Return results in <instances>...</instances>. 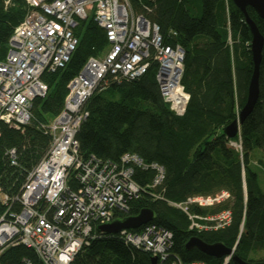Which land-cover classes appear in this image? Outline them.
Wrapping results in <instances>:
<instances>
[{
	"label": "trees",
	"instance_id": "1",
	"mask_svg": "<svg viewBox=\"0 0 264 264\" xmlns=\"http://www.w3.org/2000/svg\"><path fill=\"white\" fill-rule=\"evenodd\" d=\"M129 1L134 12L160 26L165 42H180L185 49L182 82L190 94L187 109L177 115L164 101L156 80L157 62L153 60L140 77L110 80L88 98L85 108L89 114L76 134L80 154L118 161L124 153L132 152L148 163L164 166L163 181L153 187L149 185L156 172L135 169L134 178L143 189L138 197L130 199L128 211H120V215L116 210V219L150 208L154 216L149 223L173 234V256L185 262L223 264L224 257L186 249L189 238L197 236L207 243L221 242L234 248L233 254L244 261L264 262V257H252L253 252L264 248V187L256 169L260 168L264 178V162L254 163L252 158L255 148L264 152V47L258 101L241 124L239 135L229 138L224 127L239 118L253 74L252 35L244 12L233 0ZM27 10L25 0H0V61ZM247 11L264 37V18L251 6ZM75 33L79 42L66 65L43 73L48 92L33 100L30 123L20 130L0 122L1 213L6 209L1 200L3 193L12 195L15 210L19 208L17 197L27 175L51 143V136L41 126L63 109L69 82L88 58L100 57L108 48L106 32L93 14L79 21ZM11 148L17 152L16 165L11 161ZM69 183L74 188L78 185L73 175ZM223 190L230 196L220 203L189 205L190 213L205 217L230 210V222L217 229L190 228L188 214L171 204ZM96 231L97 237L78 252L76 264H151V253L127 242L121 232ZM24 256L37 261L31 248L17 245L2 253L1 264H21ZM226 264L236 263L230 257Z\"/></svg>",
	"mask_w": 264,
	"mask_h": 264
},
{
	"label": "built area",
	"instance_id": "2",
	"mask_svg": "<svg viewBox=\"0 0 264 264\" xmlns=\"http://www.w3.org/2000/svg\"><path fill=\"white\" fill-rule=\"evenodd\" d=\"M25 1L28 10L0 61V122L20 130L30 123L33 100L48 92L42 75L69 61L79 42L75 28L80 20L93 14L109 42L102 56L88 58L71 79L61 112L41 126L51 136V143L27 175L17 197L19 208L15 210L11 196L1 195L6 209L0 214V264L2 253L17 245L31 248L37 256V261L24 256L21 264H76L81 248L97 237V226L115 220L116 210L128 211L130 199L139 196L143 187L134 178L136 168L156 172L149 185L152 187L165 176L163 165L148 163L137 153L126 152L118 161L95 154L82 156L76 134L89 114L86 101L110 80L122 82L140 77L154 60L164 101L175 114L183 115L190 99L182 82L185 49L180 43L165 42L160 26L134 12L129 0ZM9 154L16 165V150L11 148ZM72 175L76 188L69 183ZM229 196L223 190L171 204L188 214L190 228L217 229L230 222V210L205 217L190 213L189 205L213 206ZM208 220L215 223L209 224ZM121 235L157 257V264H209L185 262L173 256L172 232L156 224L147 223L140 231L124 229ZM230 257H224L223 264Z\"/></svg>",
	"mask_w": 264,
	"mask_h": 264
},
{
	"label": "water",
	"instance_id": "3",
	"mask_svg": "<svg viewBox=\"0 0 264 264\" xmlns=\"http://www.w3.org/2000/svg\"><path fill=\"white\" fill-rule=\"evenodd\" d=\"M234 3L244 12L245 20L250 27L252 39L250 42L253 58V74L248 87L247 100L240 110L239 118L233 120L224 127V132L229 138L239 135L241 124L252 112L258 101L260 94V65L264 47V37L260 32L256 22L250 17L247 7H253L261 18H264V0H233ZM154 213L150 208L141 209L138 214L127 216L123 219H115L109 223L99 224L97 230L105 234L119 233L124 229H137L149 223L153 219ZM186 249H198L207 255L215 258L231 256L236 264H264V262H247L234 255V248H229L221 242L207 243L197 236L189 238L186 242ZM151 264H157V257L152 256Z\"/></svg>",
	"mask_w": 264,
	"mask_h": 264
},
{
	"label": "rangeland",
	"instance_id": "4",
	"mask_svg": "<svg viewBox=\"0 0 264 264\" xmlns=\"http://www.w3.org/2000/svg\"><path fill=\"white\" fill-rule=\"evenodd\" d=\"M92 9L89 7V10ZM252 158L254 160V163H258L260 164V162L258 160H261L264 162V152L259 149V148H255L252 152ZM256 167V166H255ZM256 169L258 170L259 169V172H260V179H261V183L264 187V178H263V175L261 174V171H260V168L256 167ZM252 257L253 258H260V257H264V248L263 249H260V250H257L255 252L252 253Z\"/></svg>",
	"mask_w": 264,
	"mask_h": 264
},
{
	"label": "bare ground",
	"instance_id": "5",
	"mask_svg": "<svg viewBox=\"0 0 264 264\" xmlns=\"http://www.w3.org/2000/svg\"><path fill=\"white\" fill-rule=\"evenodd\" d=\"M244 17H245V16H244ZM19 23H20V22H19ZM75 34H76V33H75ZM9 39H10V38H9ZM107 40H108V39H107ZM8 43H9V42H8ZM178 43H180V42H178ZM249 43H250V42H249ZM180 44H181V43H180ZM4 58H5V57H4ZM252 62H253V59H252ZM82 68H83V67H82ZM156 71H157V70H156ZM125 81H126V80H125ZM47 86H48V85H47ZM247 93H248V92H247ZM246 97H247V96H246ZM246 99H247V98H246ZM6 124H7V123H6ZM234 138H235V137H234ZM231 146H232V145H231ZM113 160H114V159H113ZM114 161H115V160H114ZM29 170H31V169H29ZM76 187H77V186H76ZM76 187H75V188H76ZM11 196H12V195H11ZM186 199H187V198H186ZM184 201H185V200H184ZM176 202H177V201H176ZM17 205H18V204H17ZM15 206H16V205H15ZM18 207H19V206H18ZM16 208H17V207H16ZM3 209H4V208H3ZM3 209H2V210H3ZM227 210H228V209H227ZM0 211H1V210H0ZM117 212L121 215L120 211H117ZM117 212H116V213H117ZM125 212H126V211H125ZM0 213H1V212H0ZM125 214H126V213H125ZM134 215H136V214H134ZM117 216H118V214H117ZM129 216H130V215H129ZM135 230H136V229H135ZM100 235H101V234H100ZM102 235H103V234H102ZM116 235H118V234L116 233ZM91 242H92V241H91ZM91 242H90V243H91ZM129 245H130V244H129ZM12 247H13V246H12ZM135 247H136V246H135ZM142 249H143V248H142ZM261 262H263V261H261Z\"/></svg>",
	"mask_w": 264,
	"mask_h": 264
}]
</instances>
